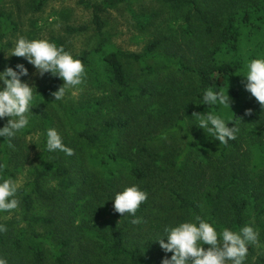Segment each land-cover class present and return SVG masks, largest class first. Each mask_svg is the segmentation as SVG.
Instances as JSON below:
<instances>
[{
  "label": "trees",
  "instance_id": "trees-1",
  "mask_svg": "<svg viewBox=\"0 0 264 264\" xmlns=\"http://www.w3.org/2000/svg\"><path fill=\"white\" fill-rule=\"evenodd\" d=\"M48 1L31 0V6L39 11ZM134 1L77 0L90 11V25L65 30L92 29L96 35L95 47L73 54L85 66L88 93L80 100L55 101L51 93L63 81L49 73L50 83L36 87L35 123L18 134L14 147L0 137V179L25 176L17 210L0 212L6 228L0 232V256L8 264H161L172 253L155 241L158 230L196 215L214 221L218 230L238 231L254 212L264 236V106L245 93L242 76L251 59L264 56V0H153L160 10L148 14L136 13L130 7ZM122 5L138 29L160 21L153 41L140 52L110 41L104 14ZM0 18L3 28L9 27L8 16ZM50 42L69 51L60 38ZM124 61L146 69L154 77L147 79L150 87L133 85ZM18 63L25 65V59L16 57L13 68ZM6 66L0 47V71ZM178 78L189 87L188 103L172 127L168 103L174 96L160 89ZM209 88L227 93L230 108L201 104ZM206 111L235 121L236 139L220 144L193 124L185 151L173 154L170 135L185 131L187 123H195L194 113ZM6 122L0 120V127ZM49 127L74 150L72 156L47 151ZM35 132L40 150L32 159L26 137ZM205 180L212 188L196 192L193 187ZM131 184L148 193L135 217L117 213L112 201ZM136 218L139 223H133Z\"/></svg>",
  "mask_w": 264,
  "mask_h": 264
},
{
  "label": "clouds",
  "instance_id": "clouds-1",
  "mask_svg": "<svg viewBox=\"0 0 264 264\" xmlns=\"http://www.w3.org/2000/svg\"><path fill=\"white\" fill-rule=\"evenodd\" d=\"M7 56L24 58L35 68L34 74L41 77L46 73L59 77L63 84L51 93L55 101L63 100L70 89L84 82L86 76L85 66L79 58L46 38L19 36ZM28 75L29 70L23 63L16 64L15 68L6 66L0 71V120L7 118L4 126L0 127V137L5 138L10 148L14 147L12 141L18 134L30 125L34 115L32 108L37 90L34 84L22 79ZM242 76L246 78L245 90L264 106V56L251 59ZM230 103L231 98L227 93L211 88L206 89L201 98V104L206 106L230 108ZM250 111L246 114H250ZM192 117L195 123L191 125L211 134L220 144L235 140L240 132L235 121L226 120L212 111L194 113ZM46 149L49 152L60 151L67 156L74 154L54 127L46 130ZM18 190L17 181L11 177L0 179V212H11L18 208ZM147 198L146 191L138 184H131L115 193L112 201L117 213L135 217ZM139 222V218L133 220V223ZM3 231L6 228L0 225V232ZM258 238L259 230L251 223L244 224L238 231L228 227L218 230L214 221L196 215L165 226L163 234L155 241L165 253H172L170 258L165 256L161 264H245L249 246L257 244ZM0 264H8V261L0 256Z\"/></svg>",
  "mask_w": 264,
  "mask_h": 264
},
{
  "label": "rangeland",
  "instance_id": "rangeland-1",
  "mask_svg": "<svg viewBox=\"0 0 264 264\" xmlns=\"http://www.w3.org/2000/svg\"><path fill=\"white\" fill-rule=\"evenodd\" d=\"M100 1V0H92ZM232 3V2H230ZM232 5V4H230ZM233 6V5H232ZM136 13L148 14L155 10H160L157 2L153 0H136L131 6ZM127 5H122L120 8H115L104 14V19L107 24V32L110 36V41L117 48L125 51L140 52L151 41H153L157 34V26L160 25L159 20H154V23L147 27L145 30L138 29L129 12ZM8 16L10 19L9 27L3 28L2 19L0 18V47L4 52V61L7 66L13 67L16 60V56H7L10 54L11 49L14 47V43L19 36H24L28 39L46 38L49 41L52 38H60L66 42L69 51L76 55L83 50L91 49L96 46L97 38L92 29L86 32L68 34L65 30L66 26H78L80 24L90 25V11L77 3V0H49L41 10L36 11L31 6V0H0V15ZM166 14L162 12V17ZM180 23V22H179ZM177 23L173 24L174 29L177 27ZM166 33V32H165ZM182 51L179 52L181 54ZM187 55V53H186ZM188 57V56H187ZM189 59V58H188ZM190 61H188L189 63ZM126 74L133 85L135 86H149L148 78L154 80V77L149 76L148 71L142 68L136 62L124 61ZM25 66L29 70V75L23 77V80L34 84L35 87H42L50 83L49 73L44 74L42 77L36 73L35 68L25 60ZM176 70V68H175ZM159 72L160 69L156 68ZM178 75V74H177ZM180 78L175 82L176 84L165 83L160 89L164 93H169V96L173 94L174 99L170 100L168 105L170 106V116L168 117V124L175 126L177 116L180 114L181 108L188 102L189 87L187 88ZM63 84V82H62ZM90 86L89 79L85 78L84 82L70 89L63 99L80 100L81 95L88 93V87ZM95 91V89H94ZM245 93H249L246 91ZM172 98V97H171ZM170 98V99H171ZM179 99V100H178ZM177 113V114H176ZM30 123H35L34 118H31ZM192 127L190 123H187L184 130H175L170 136L169 141L172 143V152L177 154L183 151L187 138V131L191 132ZM205 133V131L203 132ZM40 137L38 132L27 135L26 144L29 155L32 159L38 154ZM196 151L201 153L202 146L199 144ZM196 162L190 166L189 173L190 178L194 177ZM216 177V173L210 174ZM210 178V177H209ZM25 180L24 173L18 176L16 180L18 186H22ZM204 185L199 187V183L193 187V189L200 193L203 191V187L212 188L210 181L203 182ZM15 210L11 212H5L6 215L13 214ZM264 221V214L261 215ZM102 220V219H101ZM100 221V219L98 220ZM104 220H102V223ZM100 223V222H99ZM169 223V222H168ZM251 223L259 230L258 243L251 245L252 249L249 250L245 264H264V236L261 233V229L255 221L254 212L251 213V217L246 224ZM169 224H172L169 223ZM158 235L163 234V228L158 230ZM157 244H159L157 242ZM207 247V246H205Z\"/></svg>",
  "mask_w": 264,
  "mask_h": 264
}]
</instances>
